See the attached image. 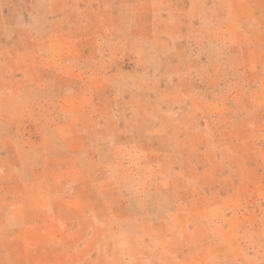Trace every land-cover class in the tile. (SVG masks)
<instances>
[{
    "label": "rangeland",
    "instance_id": "rangeland-1",
    "mask_svg": "<svg viewBox=\"0 0 264 264\" xmlns=\"http://www.w3.org/2000/svg\"><path fill=\"white\" fill-rule=\"evenodd\" d=\"M0 264H264V0H0Z\"/></svg>",
    "mask_w": 264,
    "mask_h": 264
}]
</instances>
